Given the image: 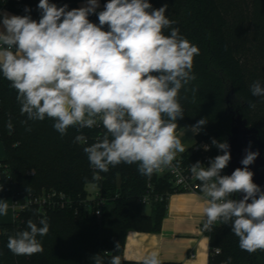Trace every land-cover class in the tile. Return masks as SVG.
I'll use <instances>...</instances> for the list:
<instances>
[{
    "label": "clouds",
    "instance_id": "obj_1",
    "mask_svg": "<svg viewBox=\"0 0 264 264\" xmlns=\"http://www.w3.org/2000/svg\"><path fill=\"white\" fill-rule=\"evenodd\" d=\"M37 7L39 21L30 15L0 14V75L17 93L20 114L26 117L21 123L47 118L61 136L69 128L102 127L90 145L82 133L74 138V143L87 145L83 151L97 180L122 163L137 165L149 178L166 169L178 173L177 155L186 151L177 135V121L185 113L180 92L196 79L193 63L199 49L173 27L175 22L166 15L168 5L153 9L148 0H108L98 13L99 24L88 19L97 14L98 0L71 10L49 0H39ZM249 90L252 97L264 98L261 81H254ZM196 91L192 89L194 95ZM248 106L254 109L256 104ZM206 124L202 118L191 131L198 134ZM7 128L11 133V121ZM211 144L223 154L210 159L208 166L197 161L188 169L200 182L203 229L230 225L241 250L264 251V191L248 168L259 153L246 149L243 167L222 175L231 159L229 144L214 138ZM235 193L242 198L233 199ZM8 210V202L0 200V215ZM38 224L29 219L26 230L8 237V249L15 255L42 252L37 237L46 236L50 224L47 217ZM120 248L115 242V251ZM92 260L103 264L99 254ZM109 264H122L121 257L112 256ZM142 264H162L159 253L145 254Z\"/></svg>",
    "mask_w": 264,
    "mask_h": 264
},
{
    "label": "trees",
    "instance_id": "obj_2",
    "mask_svg": "<svg viewBox=\"0 0 264 264\" xmlns=\"http://www.w3.org/2000/svg\"><path fill=\"white\" fill-rule=\"evenodd\" d=\"M0 1L4 7L23 16L30 15L36 21L41 18L39 0H22L21 9L15 0ZM79 1L82 0H49L57 7L66 4L68 10L78 8ZM148 2L153 9L167 4L166 15L175 22L173 27L199 49L193 63L196 79L186 86L187 91L180 92L185 113L177 121V131L206 119L207 124L196 134L195 142H208L210 159H213L223 153L211 141L213 138L226 141L231 131V110L240 105L249 124L260 130L264 140V98L252 97L249 90L254 81L264 84V0ZM25 8L30 11L25 12ZM98 13L89 15L88 19L99 24ZM104 30H108L107 26ZM165 31L167 34L168 30ZM193 88L197 89L195 95ZM16 95L10 82L0 75V141L6 151L5 159L0 162V197L22 201L43 189L64 191L76 200L87 196L86 186L96 182L94 169L83 151L87 145L74 143V138L82 133L90 145L104 130L69 128L61 136L54 129V122L47 118L23 125L21 121L26 117L20 114ZM249 102H255L256 107L250 108ZM9 121L13 125L11 133L7 128ZM28 126L30 132L25 130ZM191 148L182 153L185 162L202 164L204 156L191 153ZM221 174L228 175L227 167ZM151 189L164 195V199L153 202L148 214L139 199ZM103 191L108 203L101 216L76 213L73 207L54 209L41 216L37 208L29 207L21 212L19 219L0 223V264H94L92 258L97 254L103 264H109L114 255L121 257L122 264H142V261L124 259L128 232L160 231L169 196L183 191L173 186L167 174L149 178L137 171V165L123 163L110 167ZM42 217H47L50 224L49 233L37 237L43 251L32 255L13 254L7 247L8 237L26 230L29 219L38 224ZM206 233L210 241L208 264H222L229 257L231 264H264V251L250 254L241 250L230 225L216 224ZM115 242L121 245L118 252ZM215 248L220 249L219 254L214 253Z\"/></svg>",
    "mask_w": 264,
    "mask_h": 264
},
{
    "label": "crops",
    "instance_id": "obj_3",
    "mask_svg": "<svg viewBox=\"0 0 264 264\" xmlns=\"http://www.w3.org/2000/svg\"><path fill=\"white\" fill-rule=\"evenodd\" d=\"M98 3L99 8L96 10L97 12L104 9L102 0H98ZM85 6H87V0L78 2V8ZM3 13H7L10 16H23L3 7L0 3V14ZM0 28H2V25H0ZM188 127L191 129L190 126L186 128ZM193 136L192 145L196 141V134H193ZM179 137L182 142L185 140V137ZM190 147L186 148V150L190 149ZM5 157V147L0 141V162ZM202 197L203 194L196 192L184 191L171 194L168 200L167 213L163 218L160 231H129L124 247V259L142 261V257L145 254L155 251L159 253L161 262L208 264L210 241L208 235L202 232L200 228L205 219L203 215L204 201ZM0 200L7 201L9 204L8 214L0 215V223L15 221L13 199L11 197H0ZM191 252L195 253L194 257L190 256Z\"/></svg>",
    "mask_w": 264,
    "mask_h": 264
},
{
    "label": "built area",
    "instance_id": "obj_4",
    "mask_svg": "<svg viewBox=\"0 0 264 264\" xmlns=\"http://www.w3.org/2000/svg\"><path fill=\"white\" fill-rule=\"evenodd\" d=\"M17 2V7L19 9L22 7V0H15ZM103 8L104 5L108 2V0H102ZM1 3V1H0ZM2 5V4H1ZM3 6V5H2ZM4 7V6H3ZM104 10V9H103ZM103 131L102 127H96ZM209 146V150H205L204 146ZM210 144L208 142L200 141L195 142L192 145L191 153L192 152H199L204 156L202 165L208 166L210 160ZM177 159L181 161L180 164V171L178 173H174L169 169H166L162 173H158L159 175L167 174L169 175L173 186L177 190L185 191V192H196L200 193V183L191 178L190 173L188 171L190 164L185 162L184 157L182 154L177 155ZM175 163V162H174ZM110 170V169H109ZM95 175V170H94ZM101 179H96V186L97 190L93 197H90L88 194L85 197H79L77 200L72 196L68 195L64 191H59L56 189L45 190L43 189L39 193H32L25 197L24 200H18L14 197L13 199V208L15 213V220L19 219L21 212L26 210L29 207H35L40 212L41 216H45L49 211L58 209V208H66V207H73L76 213H84L86 215H96L101 216L103 210L107 206L108 197L104 194L103 185L106 180V173H100ZM164 199V195L156 194L152 189L149 190L146 194H144L139 200L143 204H152L156 201H161ZM202 232L207 235V231L203 229V223L200 226ZM216 249H214V253L217 254ZM191 257L195 256L194 252L190 253Z\"/></svg>",
    "mask_w": 264,
    "mask_h": 264
},
{
    "label": "water",
    "instance_id": "obj_5",
    "mask_svg": "<svg viewBox=\"0 0 264 264\" xmlns=\"http://www.w3.org/2000/svg\"><path fill=\"white\" fill-rule=\"evenodd\" d=\"M227 101L230 102L229 99ZM231 116V131L226 138L231 154V159L227 165V174L231 175L235 169L243 167L241 161L246 155V149L258 152L259 155L248 168L254 174L253 182L264 191V140L261 132L257 127L249 124L240 105L231 110ZM242 196V193H235L233 199L239 200Z\"/></svg>",
    "mask_w": 264,
    "mask_h": 264
},
{
    "label": "rangeland",
    "instance_id": "obj_6",
    "mask_svg": "<svg viewBox=\"0 0 264 264\" xmlns=\"http://www.w3.org/2000/svg\"><path fill=\"white\" fill-rule=\"evenodd\" d=\"M178 131H179L177 133L178 136L185 137V140H183V142H182L184 144L185 148L190 147V145H192L193 139H194L193 132L191 131V129L189 127L188 128L184 127ZM86 189L89 192L90 197H93L96 190H97V186L95 183H90L86 186ZM151 207L152 206L150 204H146L143 208L144 212L149 213L151 210Z\"/></svg>",
    "mask_w": 264,
    "mask_h": 264
}]
</instances>
